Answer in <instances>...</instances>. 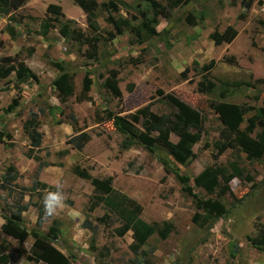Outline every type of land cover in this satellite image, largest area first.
<instances>
[{
  "label": "rangeland",
  "instance_id": "rangeland-1",
  "mask_svg": "<svg viewBox=\"0 0 264 264\" xmlns=\"http://www.w3.org/2000/svg\"><path fill=\"white\" fill-rule=\"evenodd\" d=\"M50 1H58L64 15L58 24L72 20L71 26L79 29L87 40H77L76 36L62 37L58 33L60 25L41 34L40 24L47 15L46 6ZM96 1L94 26L88 25L85 13L74 9L71 0H26L15 11L0 12V56L9 55L10 63H15L14 56L17 55L37 76V82L28 80L19 85V104L9 112L6 108L16 95L15 72L0 79V131L8 132L11 137H4L0 142V176L9 164H13L19 173V177L9 184H1L0 180V219L4 221L3 217L9 216L8 211L27 205L20 217L28 231L35 229V204L43 208L42 197L48 191H56L59 182L65 204L54 216L44 217L38 230L47 233L51 224L58 222L59 234L52 244L64 255L70 254V264H264V251L253 247L246 238L254 237L257 225L264 224V161L247 160L243 153L231 149L214 159V144L219 139L222 124L208 106V102L214 100L251 107L243 115L240 127L244 128L247 119L262 105L264 0H253L248 9L241 6V0H189L186 5L168 7L169 15L158 17L154 24L150 22L152 9L147 0H116L118 10L111 14L117 19H127L129 24L111 40H108L107 32L113 31L112 25L106 21L107 12L101 6L107 0ZM157 1L168 5V0ZM187 15L194 18V24L189 23ZM142 21L158 34H151L142 26ZM7 24L15 28V38L4 31ZM229 25L236 29V36L229 43L214 46L209 33L213 29L222 31ZM210 59L215 61V66L203 74L200 67ZM52 62H60L72 76L73 92L64 103H60L51 83L58 74ZM185 67L189 68L187 79L179 75ZM110 69L116 71L120 99L102 85ZM84 75L92 82L86 93L92 99L89 101L79 99ZM200 80H210L212 90L199 92L197 82ZM7 81L9 86L4 89ZM168 94L196 109L202 117L200 139L192 146L195 157L178 166L184 182L193 186V176L209 165L217 164L228 172L240 174L230 182L232 195L218 197L230 209L228 218L219 219L210 226H199L191 221L196 208L191 198L182 192L176 173H165L158 162L157 158L165 154L162 148L132 156L134 168H126L127 161L120 148L122 135L112 124L111 132H105L110 125L100 122L105 124L103 128L94 120L95 112L103 109L130 115L146 104L157 114L171 115L176 108L169 102ZM40 108L43 109L38 112V129L42 132L40 150L27 158L29 140L22 130V122L29 110ZM71 116L76 118V124ZM80 129L102 139V144L97 140L100 145H92L94 151H87L88 156L84 154L83 161L81 153L68 152L70 144L66 142L67 137ZM258 130L256 127L252 136ZM170 139L176 141L177 137L171 134ZM100 146L111 148L113 197L117 198L118 192L125 193L129 189L126 192L133 194L142 207L138 214L140 219L151 224H160L162 220L172 222L174 229L165 239L155 232L133 253L129 248L132 242L129 231L122 236L113 231L121 223L113 213L115 211L111 210L109 224H99L96 233L81 229L78 219L73 218L77 212L85 213V194L90 180L80 179L76 167H87L93 175H99L103 170L89 153ZM37 158L51 162L54 167L43 168L35 174ZM98 158L102 159L101 156ZM246 175L251 176L250 181L243 180ZM35 178L53 190L20 189L30 187ZM194 191L202 198L216 197L200 188H194ZM240 197L243 201L232 207L234 198ZM6 240L10 251L18 248L27 251L32 243L30 235L22 242L9 236ZM91 243L95 249L89 247ZM7 264L45 263L35 262L31 254L25 253L11 258Z\"/></svg>",
  "mask_w": 264,
  "mask_h": 264
},
{
  "label": "trees",
  "instance_id": "trees-1",
  "mask_svg": "<svg viewBox=\"0 0 264 264\" xmlns=\"http://www.w3.org/2000/svg\"><path fill=\"white\" fill-rule=\"evenodd\" d=\"M147 1L152 9L150 22L153 24L158 21V17L166 18L169 15L168 7L186 5L189 2V0H168V5L166 6L157 0ZM25 2L26 0H0V12L7 14L15 11ZM74 2L85 13L88 25L92 26L93 14L98 7L97 1L74 0ZM252 2L253 0H241V6L244 7V9H248ZM122 4L126 5L124 2H122ZM101 6L107 12L106 21L112 25L113 31L109 30L107 32V38L111 40L116 35L121 34L123 31L122 27L128 26L129 22L127 19H117L111 14V11L118 10L116 0H107L105 3H101ZM46 13L45 19L40 24L41 34H46L51 28L60 25L58 27V33L62 37L76 36L77 40H87L79 29L71 26L72 20L67 19L65 22L58 24L59 19L64 17L59 5L52 3L48 4L46 6ZM141 16L145 18L142 12ZM199 18L201 20L202 16L200 15ZM187 20L190 24H194V18L191 15H187ZM142 26L151 34H158L152 26L144 21H142ZM4 31L7 32L11 38H15L17 35L15 28L10 24L5 26ZM236 34V29L229 25L222 31L213 29V31L209 33V37L214 46H219L222 43H229ZM95 41H97V39ZM14 58H16L15 63H10L11 57L9 55L0 56V79L6 78L11 72H15L16 77V82L14 84L16 95L6 108L8 112L14 110L19 104L21 90L19 85L28 80L37 82V76L31 69L22 60L18 59L17 55L14 56ZM223 59L228 60L229 58L223 57ZM52 64L57 68L58 74L52 79L51 83L56 90V95L60 103H64L73 92L72 76L65 71L64 66L60 62H52ZM214 66L215 61L210 59L208 62L201 65L200 70L203 74H206ZM188 70L189 68L185 67L180 71V77L187 79ZM107 73L102 85L106 90L120 99L121 91L118 87L116 71L110 69ZM4 84V89H7L9 86L8 81ZM91 85V79L87 75H84L79 96L80 100H91L90 96L86 95ZM212 88L213 83L210 80H200L197 82V90L199 92L211 91ZM128 89L131 90V86H129ZM167 98L176 108V112H173L171 115L157 114L151 110L149 104H146L130 115H123L114 113L109 109H103L101 112H95L94 120L97 123L110 122L112 127L123 135L120 142L121 150L127 149L131 145L141 146L149 152H155L156 149L162 148L165 154L164 156H159L158 160L163 166L165 173H176L177 179L182 185V192L191 198L196 208V211H194L191 216V221L199 226H210L219 219L228 218L230 209H228L218 197L225 194L232 195L230 182L232 179L239 177L240 174L228 172L224 167L216 164L204 167L193 176V186L184 182V178L179 173L178 166L187 164L195 157L192 146L200 139L202 132V117L196 109L174 95L168 94ZM208 106L217 115L222 124L219 131V139L214 144L215 152L212 154L214 159H217L226 149H231L232 152L243 153L247 160L258 159L264 161V100L256 113L247 119L244 128L240 127L243 121V115L250 110L251 107L229 102H216L214 100L209 101ZM38 112H43V109L40 108L38 111L29 110L26 118L22 122V130L29 139V147L25 153L27 158L33 157V155L40 150L42 132L38 129L40 124ZM71 120L76 124L77 121L74 116H71ZM256 127H258L259 130L252 136ZM171 134L177 137L176 141L170 139ZM4 137L6 139L11 138L8 132L5 133L0 131V142ZM89 139L90 136L86 132L79 131V133L67 137L66 142L73 148L81 150ZM8 144L13 146L12 142ZM46 154L48 153L46 152ZM36 160L37 165L35 174H38L41 168L49 165V163L39 158ZM76 173L81 178H89L95 190L93 197L89 199L87 211H92L100 201H105L106 203L105 198H107L108 194L114 193V189L111 186V177L102 180L97 179L91 177L86 170L78 169V167H76ZM18 177L19 173L14 165L9 164L0 176L1 184H9ZM243 180L250 181L251 176L246 175ZM39 187L53 190V187L38 180V178L32 181L30 187L22 186L20 189L23 191H31ZM194 188H200L208 195L215 194L216 197L202 198L194 191ZM96 191L105 194V198L98 196ZM242 201V197L234 198L232 207H235ZM109 204L111 210L115 211L113 213L121 220L120 225L113 229L114 233L118 236H122L126 231H132V242L129 248L133 253H136L153 233L156 232L161 239H165L174 229V225L168 220H162L160 224H150L143 221L138 217L140 206L123 195H121L120 198L111 196V202ZM35 206L37 208L34 222L35 229H31L30 231L26 229L20 217L21 212L27 209V205H21L14 211H8L9 216L3 217L4 222L0 226V264H7L11 258L21 257L25 253L31 254L32 260L35 262L40 261L45 264H70L68 257L70 254L68 256L64 255L52 244L59 234L57 229L58 222L52 223L47 233H42L38 229L44 222L43 208L38 204H35ZM87 216L88 215L85 213V218L81 225L95 232V228L89 225ZM29 235L32 238V243L27 251L23 248H18L15 251L9 250V244L6 240L7 236L16 239L18 242H22ZM246 238L253 247L264 251V224L259 223L257 225L254 237L247 236ZM89 247L95 249L93 243L89 244ZM104 249L108 252L106 247Z\"/></svg>",
  "mask_w": 264,
  "mask_h": 264
},
{
  "label": "crops",
  "instance_id": "crops-1",
  "mask_svg": "<svg viewBox=\"0 0 264 264\" xmlns=\"http://www.w3.org/2000/svg\"><path fill=\"white\" fill-rule=\"evenodd\" d=\"M72 1V5L74 6L73 8L74 9H76L77 8V10L78 9H80L82 12H83V10L74 2V0H71ZM50 3H52V4H56V5H59V3H58V1H50ZM50 3H48V4H50ZM47 4V5H48ZM77 5V6H76ZM60 6V5H59ZM77 10H75V11H77ZM84 13V12H83ZM92 100V99H91ZM94 100V99H93ZM93 102V101H92ZM95 103H97V101H95ZM93 106L94 107H96V104H94L93 103ZM97 124V123H96ZM101 125H102V127L104 126L105 127V124H109L110 125V129H108V131H105V132H111V123L110 122H106L105 124H103V123H100ZM103 127V128H104ZM79 131H84V132H86L89 136H90V139L84 144V146L82 147V149L81 150H77L76 148H73L71 145H69V147H67V150H68V152H69V150H70V153L71 152H78L79 154L81 153V158H82V161H83V158H85L84 157V154H85V156H88L87 155V151L89 152V150H91V148H92V145L93 144H98V145H100V144H102V139H100V138H98L97 137V134H94V133H91V132H88V131H86V130H83V129H80V130H77V132H75L74 133V135L75 134H77V133H79ZM116 131V130H115ZM20 132V131H19ZM117 132V131H116ZM119 135H122V134H120L119 132H117ZM20 136H22L21 135V132L20 133H18ZM171 136V135H170ZM28 138V137H27ZM122 138H123V135H122ZM29 140V139H28ZM97 140H99L100 141V144H99V141H97ZM29 147V146H28ZM93 149V148H92ZM91 151H94V150H91ZM94 153V154H93ZM140 153H147V150L146 149H144V148H142L141 146H138V145H131V146H129L127 149H124L123 150V152H122V156H123V158H126V161L127 162H125L126 163V168L128 167V168H134V164H133V160H132V156H136V154H140ZM224 153V152H223ZM89 154H91L90 155V157H93V159L94 160H96V161H98V163L100 164V169L101 170H103V171H100V174L99 175H93V173L90 171V169H88L87 167H85V168H81L80 167V169L81 170H86L87 171V173L91 176V177H95V178H97V179H105V178H107V177H111V186H112V188L114 189V187H113V174H111V148H106V147H101L100 146V148H98V150H96L95 152H90ZM83 156V157H82ZM99 156H101L102 157V159H100V158H98ZM114 159L115 158H113V162H114ZM16 160L17 161H19V158L17 157L16 158ZM102 160H104V161H102ZM124 160V159H123ZM157 160H158V158H157ZM157 160H155V161H157ZM48 162V161H47ZM158 162H159V160H158ZM49 163V165H47V166H44V167H42L41 169H43V168H53L54 167V165L51 163V162H48ZM115 163V162H114ZM113 163V164H114ZM160 163V162H159ZM161 164V163H160ZM13 165V164H12ZM162 166V165H161ZM15 167V166H14ZM15 169H16V167H15ZM17 170V169H16ZM134 171H137V169L135 168L134 169ZM18 172V171H17ZM80 179H81V177H79ZM129 190V189H128ZM128 190H125V193H121V192H118L119 193V198L121 197V195H123L124 197H127L128 199H130V200H132V201H134L135 203H137V204H139L138 203V201H136L137 199H136V197L133 195V194H130V193H128V192H126V191H128ZM94 193H95V190H94V188H93V185L91 184V182H90V180H89V184H88V192L85 194L87 197H86V204H85V206H84V208L86 209L85 210V213L88 215L87 216V218H88V221H89V225L91 226V227H94L95 228V233L97 232V230H98V226H99V224H102L103 226L104 225H108L109 224V221L111 220V208L109 207L110 206V202H111V196H113V193L111 194H108V196H107V198H105V194H103V193H101V192H97L96 191V194L98 195V196H101L102 198H105L106 199V203H105V201H100L99 202V204L97 205V206H95V208L92 210V211H87V206H88V202H89V199H91V197H93V195H94ZM131 195V196H130ZM116 198V197H115ZM191 203H192V205L194 206V204H193V202L191 201ZM108 205V206H107ZM140 205V204H139ZM140 208H142L141 207V205H140ZM84 212L82 211V214L79 212H77V213H75L74 215L75 216H73V218H75V219H78V222L80 223V225H81V223L83 222V220H84V218H85V213L83 214ZM140 215H138V217H139ZM101 219V220H100ZM144 220V219H143ZM4 221H2V219H0V226H1V224L3 223ZM146 222V221H145ZM147 223H149V222H147ZM172 223V222H171ZM151 224V223H150ZM173 224V223H172ZM80 228L81 229H84V228H86L87 230H90L89 228H87V227H82V225L80 226ZM91 231V230H90ZM129 231V234H130V236H131V233H132V231L131 230H128ZM128 231H126V232H128ZM42 232V231H41ZM125 232V233H126ZM124 233V234H125ZM154 234V233H153ZM152 234V235H153ZM151 235V236H152ZM150 237V236H149ZM148 237V238H149ZM132 238V237H131ZM147 238V239H148ZM62 251V250H61ZM63 252V251H62ZM10 261V260H9Z\"/></svg>",
  "mask_w": 264,
  "mask_h": 264
},
{
  "label": "clouds",
  "instance_id": "clouds-1",
  "mask_svg": "<svg viewBox=\"0 0 264 264\" xmlns=\"http://www.w3.org/2000/svg\"><path fill=\"white\" fill-rule=\"evenodd\" d=\"M44 217L49 218L56 214L57 209L62 208L65 204V195L62 186L58 182L56 191H48L42 197Z\"/></svg>",
  "mask_w": 264,
  "mask_h": 264
}]
</instances>
